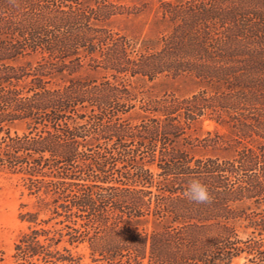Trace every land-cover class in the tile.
Wrapping results in <instances>:
<instances>
[{
    "label": "trees",
    "instance_id": "trees-1",
    "mask_svg": "<svg viewBox=\"0 0 264 264\" xmlns=\"http://www.w3.org/2000/svg\"><path fill=\"white\" fill-rule=\"evenodd\" d=\"M157 5L161 32L139 45L101 23L146 6L0 0V170L65 219L25 235L19 264H82L73 250L83 244L95 264H264V0ZM30 56L35 67L16 64ZM183 75L207 88L138 107L127 84ZM205 121L228 125L232 140L195 137ZM17 122L27 135L12 136ZM197 147L233 156L197 158ZM191 180L210 203L185 196ZM242 219L254 229L247 241L233 225Z\"/></svg>",
    "mask_w": 264,
    "mask_h": 264
},
{
    "label": "rangeland",
    "instance_id": "rangeland-1",
    "mask_svg": "<svg viewBox=\"0 0 264 264\" xmlns=\"http://www.w3.org/2000/svg\"><path fill=\"white\" fill-rule=\"evenodd\" d=\"M159 1L161 0H122V4L130 11L134 10L136 12L137 9H145V6L147 8L138 14L125 13L123 15L113 16L108 21L102 22L101 25L113 30L115 33L121 34V36H126L130 40L138 42L139 45L147 40L155 42L161 32V28L155 21L153 10L158 7L157 4ZM37 62V57L30 56L19 59L16 64L19 66L28 67L30 65L31 67H35ZM88 75H91L93 78L99 77V75L90 71H81L77 77L83 78ZM127 84L131 92L138 97V107L141 105V101L159 100L165 96L187 98L207 88L195 78L187 75L178 77L161 76L155 80L130 79ZM143 116L144 114L139 109H136L128 115V119L136 123ZM227 126L223 128L214 122L205 121L203 125H198L194 128L195 132L193 133L195 137L204 138L206 137V132H211L210 138L221 135L225 136L229 141L232 139H230ZM10 131L12 136L18 135L20 137L29 133L28 126L21 122L11 125ZM224 149L219 148V150H213L197 147L191 150L189 149L188 151L192 156L197 158L213 156L232 158V149L227 151H224ZM34 193L35 187L25 177L23 178V176L12 174L9 171L0 170V264H19L16 258L17 246L23 237L25 235H31L32 231L40 229H64V225L60 224V222L65 219L58 218L52 220L53 215L50 211L52 207L39 201ZM247 208V205H239L237 207L238 211L247 210ZM252 209L254 210L255 208ZM233 225L238 230L240 238L243 241L250 240L254 236V229L250 227L248 221L243 219L236 220L233 222ZM42 241H44V238H42ZM68 247L72 249V247ZM73 252L83 257L82 264H95L93 263L87 244L80 245ZM241 257L246 260L247 264H250L246 255ZM239 258L234 260L232 264H236ZM30 264L43 263L37 262V259H34Z\"/></svg>",
    "mask_w": 264,
    "mask_h": 264
},
{
    "label": "clouds",
    "instance_id": "clouds-1",
    "mask_svg": "<svg viewBox=\"0 0 264 264\" xmlns=\"http://www.w3.org/2000/svg\"><path fill=\"white\" fill-rule=\"evenodd\" d=\"M185 196L196 204H206L211 202V194L205 184L199 180H191L188 182ZM236 264H247L244 258H239Z\"/></svg>",
    "mask_w": 264,
    "mask_h": 264
}]
</instances>
